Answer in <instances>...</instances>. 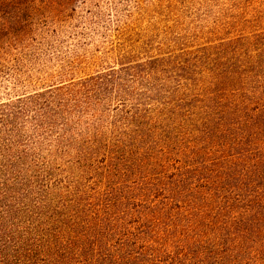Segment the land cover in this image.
I'll use <instances>...</instances> for the list:
<instances>
[{
	"label": "trees",
	"instance_id": "1",
	"mask_svg": "<svg viewBox=\"0 0 264 264\" xmlns=\"http://www.w3.org/2000/svg\"><path fill=\"white\" fill-rule=\"evenodd\" d=\"M216 47L0 102V264H264V31Z\"/></svg>",
	"mask_w": 264,
	"mask_h": 264
},
{
	"label": "rangeland",
	"instance_id": "2",
	"mask_svg": "<svg viewBox=\"0 0 264 264\" xmlns=\"http://www.w3.org/2000/svg\"><path fill=\"white\" fill-rule=\"evenodd\" d=\"M1 17L0 102L43 89L69 64L84 77L122 55L215 51L264 31V0H28Z\"/></svg>",
	"mask_w": 264,
	"mask_h": 264
}]
</instances>
